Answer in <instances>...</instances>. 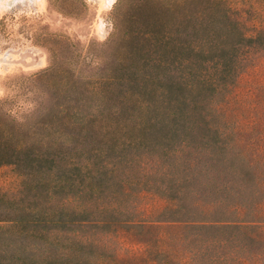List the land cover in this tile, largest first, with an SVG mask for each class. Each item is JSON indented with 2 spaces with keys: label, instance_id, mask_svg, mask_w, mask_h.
<instances>
[{
  "label": "trees",
  "instance_id": "1",
  "mask_svg": "<svg viewBox=\"0 0 264 264\" xmlns=\"http://www.w3.org/2000/svg\"><path fill=\"white\" fill-rule=\"evenodd\" d=\"M218 3H165L145 24L120 10L94 72L52 65L26 77L37 99L0 98V167L16 166L28 198L0 202V264H134L108 244L120 227L170 231L146 264H264V112L232 118L217 98L264 30ZM144 192L171 201L157 219L139 218Z\"/></svg>",
  "mask_w": 264,
  "mask_h": 264
},
{
  "label": "rangeland",
  "instance_id": "2",
  "mask_svg": "<svg viewBox=\"0 0 264 264\" xmlns=\"http://www.w3.org/2000/svg\"><path fill=\"white\" fill-rule=\"evenodd\" d=\"M160 1L0 0V98L22 101L29 96L30 100L37 99L36 89L29 86L26 77L52 65L59 67L58 73L63 76L72 72H94L86 63L105 58L108 50L116 45V36L110 35L120 10H145L141 13V23L145 24L152 19L151 10H164L165 3L176 7L182 2ZM192 6L186 3L181 8L187 10ZM210 9L231 10L233 17L241 21L251 36L264 30V0H220ZM250 54L247 66L237 78V85L226 95L217 94L222 103L224 98H231L234 109L229 114L232 118L255 107L264 112V49L254 48ZM242 118L249 123L253 121L244 115ZM22 179L14 164L0 167V202L28 201L22 192ZM38 197L42 200L43 194ZM170 203L158 194L144 192L138 203L139 218L157 219ZM260 213L264 216V204ZM82 232L88 233L90 229L85 227ZM169 232L162 231L161 240H157V234L150 230L141 232L136 228L120 227L107 241L121 259L131 253L134 264H146L142 258L149 256L152 245L148 242L153 243V250L158 246L168 248ZM171 257L174 258L172 254Z\"/></svg>",
  "mask_w": 264,
  "mask_h": 264
},
{
  "label": "bare ground",
  "instance_id": "3",
  "mask_svg": "<svg viewBox=\"0 0 264 264\" xmlns=\"http://www.w3.org/2000/svg\"><path fill=\"white\" fill-rule=\"evenodd\" d=\"M112 1H114V0H107L108 3H111Z\"/></svg>",
  "mask_w": 264,
  "mask_h": 264
}]
</instances>
